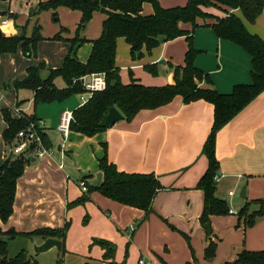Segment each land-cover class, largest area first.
<instances>
[{"label": "crops", "instance_id": "0c3cea01", "mask_svg": "<svg viewBox=\"0 0 264 264\" xmlns=\"http://www.w3.org/2000/svg\"><path fill=\"white\" fill-rule=\"evenodd\" d=\"M37 1L0 0V16H7L6 24L12 27L13 34H24L28 37L24 30L16 24L18 19L15 11L18 9L22 14L30 16ZM158 2L162 7H172L184 5L186 0H158ZM206 10L214 16L198 18L197 26L192 31L193 46L198 50L194 65L208 73L211 87L218 92L228 93L233 85L250 82L251 57L240 46L218 38L214 34L211 24L216 22L215 16H224V10L217 6ZM231 11L240 17L250 33L258 35L264 41V7L252 23L245 20L238 9L229 12ZM150 13H152L151 4L144 2L142 14ZM11 14L16 18L10 17V19ZM104 17L102 13V21ZM2 21L0 20V27L6 28V24H2ZM180 27L184 30H192L190 23H180ZM119 39L124 38L116 39L115 64L119 68L121 78V67L117 62ZM159 46L156 56L153 57L154 61L148 66L152 67L153 74L160 71L167 77L165 81L172 83L173 65L168 57L170 55L176 65H182L187 42L184 36H179L162 42ZM88 47L90 53V42ZM86 50L80 56L78 55V59L82 62L86 61L89 56ZM144 50L146 51L143 47L142 52ZM22 53L18 45L15 52L2 53L0 56L18 57ZM33 55H27L34 57L33 61H29L30 59L25 61L28 65L25 71L18 75L17 80L26 76L27 67L35 66L40 62H43L48 69L60 67V62L49 61L47 57H38L36 50ZM13 61L15 57H12ZM142 67L143 64H137L129 67L128 70L132 71ZM41 74L45 77L46 71ZM131 78L141 82L132 74L129 76V82ZM150 83L147 85H162V83ZM54 84L58 88L64 87V81L60 77L55 78ZM5 85L9 86V84ZM200 85L205 86L206 84L201 82ZM14 90L16 91L15 107H18L21 113L34 114L36 118L44 122L43 133L50 147L49 152L41 157L27 156L32 160L26 163L22 175L17 179L13 213L6 222L0 221L3 230L14 229L27 232L41 227L61 228L68 222L62 247H64V252L66 250L73 252V246L70 247L71 231L75 222L79 226L80 218L84 215L86 224L82 228L87 229V241L82 238L76 250L87 254L88 257L93 253V259L99 263L109 264L112 260L103 256L104 249L93 243L94 239L110 241L114 246L113 258L115 259L119 250L120 237L117 236L119 231L121 236L132 243V250L136 252L137 240L146 232L150 233L146 225L151 221L150 214L159 213L177 227L199 229L203 191L197 188L196 184L207 167V158L202 153V146L212 124L213 106L211 103L202 99L185 102L180 95H176L167 104L152 109H142L131 120L127 121L123 118L92 136L71 130L64 136L58 129L60 116L64 110L72 111L81 105L77 95L63 101L34 106L31 90ZM1 91L2 89L0 93ZM18 101H22L20 105H17ZM5 127L6 124L3 130ZM214 150L219 164L217 173L220 176L216 183L215 196L224 200L228 208H233L237 212L249 203L250 211L252 205L259 204L256 200H264V90L218 130ZM103 157L119 171L153 173L157 177L161 189L152 199L150 210L145 211L118 203L104 197L96 190V187L103 181V172L99 167V162ZM81 180L87 186L85 192L80 189ZM243 185L245 186V197H239V190V201L235 202V205H229L224 196L225 189L231 187L230 191H233L232 195L228 194L229 191L227 192L231 203V198L236 196L234 189L241 188ZM81 197H85L82 203L73 204ZM175 199H178L180 204H175ZM180 206L183 209H180ZM145 213L146 217H144ZM233 215H237V222L240 223L241 218L239 219L238 214ZM213 216L215 215H211L210 218ZM132 217H144L142 224L137 226L131 221L129 224L134 228L130 230V226H127L122 230V227L126 226ZM93 224L98 226L89 229ZM145 225L146 229L142 231ZM42 240L37 237L35 242L38 244ZM209 240H214L218 246L217 238L209 236L201 251L202 260L200 263L198 261V264H210L216 257L215 254L210 261L203 259V250ZM263 248L264 240L262 239L247 248L243 242L239 244V250L235 254L231 253L223 262L234 260L242 249L260 250ZM64 255L68 256V253L65 252Z\"/></svg>", "mask_w": 264, "mask_h": 264}, {"label": "trees", "instance_id": "16d2710c", "mask_svg": "<svg viewBox=\"0 0 264 264\" xmlns=\"http://www.w3.org/2000/svg\"><path fill=\"white\" fill-rule=\"evenodd\" d=\"M144 2L151 4L152 13L142 14ZM59 6L80 11L79 26L86 24L93 12L98 11L105 15L100 36L88 40L91 43L88 58L84 62L80 61L74 50L87 40L71 39L70 51L60 67L48 69L43 62L29 66L23 79L12 81L13 88L31 90L33 92L32 102L36 106L41 103L63 101L82 93L84 89L79 80L81 76L103 73L105 88L94 91L84 104L72 110L69 130L86 136H92L103 129L98 123L112 106H115L123 114V118L129 121L140 110L167 104L176 95H180L185 102L202 99L211 103L213 106L212 124L202 146V153L207 158V167L196 184V187L203 191V207L199 220L202 224H206L211 215L227 214L226 202L215 196L214 176L219 168L214 150L216 133L264 90V41L258 35L250 33L240 17L229 11L238 9L244 19L252 23L262 12L264 0H187L184 5L172 7H162L158 0H49L40 3L39 9L52 8L55 10ZM216 6L222 8L225 13L224 16H215L216 22L211 24L214 34L218 38L240 46L251 57L250 82L235 84L228 93L218 92L211 87L208 73L194 65L198 50L193 46L192 31L197 26L196 20L214 16L206 9ZM10 17L16 18L12 14ZM180 23H190L192 30L182 29ZM6 26L10 25L6 24ZM37 31L28 37L24 34L13 36L2 31L0 54L15 52L18 45L23 54L28 56L35 54L37 42L41 39ZM179 36L185 37L187 49L183 64L172 66V83L147 86L133 78L128 83L121 81L119 68L115 64L118 37H123L129 45L132 58H139L143 47L150 52L160 43ZM146 69L152 71L151 66H147ZM44 71L46 75L42 77L41 73ZM57 77L64 81V87H56L54 80ZM201 82L206 85L201 86ZM8 87L3 84L0 89L5 90ZM21 102L18 101L17 105ZM1 113L6 124L2 137L9 150L16 141L17 132L36 117L34 114L25 113L13 117L7 108H3ZM41 137L43 145L49 149L50 143L45 134L42 133ZM27 162V156L8 151L0 164V221L3 223L13 213L16 182L22 175ZM99 167L103 172V181L96 187V190L100 194L127 206L145 211L150 210L152 199L161 189L153 173L119 171L105 157L100 160ZM84 200L85 197H81L73 204L82 203ZM256 202L262 203L261 200H256ZM248 206L249 203H246L237 213L239 219L243 217L245 227L254 224L255 216L264 215L262 206L257 212L246 214ZM67 229L68 222L61 228L41 227L27 232L14 229L3 230L0 226V237H5L0 238V264H37L29 258L24 249L19 250L13 257H8V240L18 236L42 239L52 237L63 242ZM93 243L104 249L105 258H113L115 250L110 241L94 239ZM216 246L214 240H209L203 250V259L212 260L216 254ZM61 252H64V247ZM57 264H62L60 258ZM222 264H264V248L260 250L242 249L234 260Z\"/></svg>", "mask_w": 264, "mask_h": 264}, {"label": "rangeland", "instance_id": "374dc122", "mask_svg": "<svg viewBox=\"0 0 264 264\" xmlns=\"http://www.w3.org/2000/svg\"><path fill=\"white\" fill-rule=\"evenodd\" d=\"M47 1L49 0L37 1L35 9L30 16L22 14L18 9L15 11L18 19L16 24L24 30L26 35L31 36L36 33L38 29L37 32L41 39L37 42V56L47 57L49 61L60 62L61 66L65 56L70 51L71 39H87V41L82 43L81 46L74 49L77 58L85 49H87L86 54L87 52L89 53L88 39H96L101 34L102 13L98 11L93 12L88 22L79 26L81 17L80 11L65 6H59L56 11L52 8L39 9L40 3H45ZM6 18L7 16H0V20ZM54 18H57V20H54ZM0 31H5L13 36L15 35L12 33L13 29L10 26H7L6 28L0 27ZM158 47L160 46H155L150 52L144 50L139 58H132L127 43L124 39H119L117 43V62L121 67L120 74L122 81L128 83L129 76L132 74L136 78H139L144 85H147L152 81L154 83L150 84H168V82L165 81L167 77L160 71L153 74V72L151 73L146 69V67L154 61L153 57L156 56ZM32 56L34 55L32 54ZM32 56L28 57L23 53L22 55H18V57L0 56V86L3 84H9V88L5 90L2 89L0 93V162L3 158L5 159L6 153L9 151L2 137L5 123L1 110L7 108L11 116H19L20 113L17 111L18 107H15L16 91L12 87V81H14L13 79L19 78L18 75H21V72L25 71V68L28 65V63L27 65L25 64V61L29 59V61H33L34 57ZM12 57H15V61L13 62ZM168 58V60L172 62L171 65L176 66L170 55ZM137 64H143V67L135 68L132 71L128 70L129 67ZM230 188L231 187L225 189L224 196L227 202H229V205H235V202L239 201L238 193L240 187L236 190L234 189L236 196L231 198V203L227 195V192L232 190ZM263 201L257 205H252L250 211L248 207L246 214L257 212L261 206L264 210ZM174 203L180 204V201L175 199ZM180 209L183 208L180 206ZM146 215L147 214L145 213L144 217H146ZM150 215L152 217L151 221L149 224H146L150 233L146 232L139 240H137L136 252L132 250V243L125 237L121 236L118 231L117 236L120 237L118 243L119 250L115 259H111L113 262L116 264H137L138 260H143L150 262L151 264H198L197 262L199 261L200 263L202 260L201 251L204 244L209 236H214L217 238L216 241L218 242V246L216 257L210 264H221L231 253L235 254L239 250V244L241 245L244 242V245L247 248V246L257 244L261 239L264 240V215L255 216L254 224L248 227H244L243 217L239 223L237 222V215H230L228 212L224 215H215L211 217L208 222L210 224L211 233L204 228V224H202L200 220L198 222L199 229H194L192 227H190V229H185L186 227L181 228L175 226L172 221L168 220L165 216L163 217L159 213ZM144 217H132L126 223V226L124 225L122 227V230H124L125 227L130 226L129 223L131 221L135 222L137 226H140ZM85 224L84 215L80 218L79 226H77L75 222L70 237V247L73 246L74 250L73 252L66 250L65 252L68 253V256L64 255L65 252L57 253L58 251L55 248L35 254L32 246L37 237L26 238L21 236L8 240L7 256L13 257L19 250L24 249L29 258L36 261L37 264H57V260L59 258L62 260L64 257L66 260L63 259L62 264H108L99 263L97 260L93 259V253L88 257L87 254L76 250L78 248L77 246L80 245L82 238L87 241V229L82 228ZM146 225L142 228V231L146 229ZM97 226L98 225L93 224L89 229ZM130 252L131 254L128 255ZM109 264L113 263L109 262Z\"/></svg>", "mask_w": 264, "mask_h": 264}, {"label": "built area", "instance_id": "2783aa9c", "mask_svg": "<svg viewBox=\"0 0 264 264\" xmlns=\"http://www.w3.org/2000/svg\"><path fill=\"white\" fill-rule=\"evenodd\" d=\"M7 19H3L2 24H6ZM82 83L84 92L78 93L80 104H84L94 91H100L105 88V78L103 73H90L83 75L79 78ZM17 111L21 114L20 110ZM19 114V115H20ZM72 119V111L64 110L61 113L58 129L67 135L69 131V124ZM44 122L40 118H35L28 122V124L19 130L16 135V141L10 147L9 151L14 154H23L25 156L33 155L34 157H41L49 152V149L43 145L41 134L43 133ZM220 179L219 175L214 176V182L217 183ZM79 186L82 192L87 191V186L83 180L79 182ZM233 191H229L228 194L232 195ZM228 213L237 214L238 212L233 208H228ZM134 228L130 225V230ZM137 264H151L150 262L138 260Z\"/></svg>", "mask_w": 264, "mask_h": 264}, {"label": "water", "instance_id": "95a60500", "mask_svg": "<svg viewBox=\"0 0 264 264\" xmlns=\"http://www.w3.org/2000/svg\"><path fill=\"white\" fill-rule=\"evenodd\" d=\"M1 34H2V32L0 31V36H1ZM121 119H123V114L115 106H112L108 109L107 113H105L101 117L98 125L100 128H105V127L113 125L115 122H117ZM27 160L30 161L32 159H30V157H28ZM239 197L240 198L245 197V186L244 185L240 188ZM204 228H206L207 231H209V232L211 230L209 223L204 224ZM53 248H55L58 252H61L62 242L60 240H58L56 238H52V237H47V238L43 239L41 243H38V244L35 242L32 246L33 252L35 254L46 252V251L53 249Z\"/></svg>", "mask_w": 264, "mask_h": 264}]
</instances>
